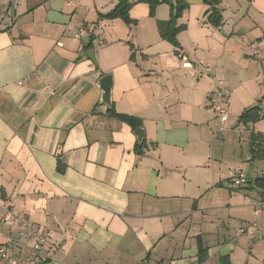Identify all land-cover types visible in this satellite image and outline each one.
<instances>
[{"label":"crops","instance_id":"obj_1","mask_svg":"<svg viewBox=\"0 0 264 264\" xmlns=\"http://www.w3.org/2000/svg\"><path fill=\"white\" fill-rule=\"evenodd\" d=\"M0 1L9 5L0 13V247L32 256L11 243L18 227L1 222L9 206L54 231L41 264H264V219L251 203L264 197V184L253 185L264 166L252 176L235 169L252 185H226L209 134L219 78L239 124L264 103L262 75L251 73L264 64V0H218L220 28L203 0H182L178 46L158 29L167 4L155 17L134 5L128 25L100 19L118 0ZM244 30L257 33L243 41L251 45L235 38ZM105 76L116 113L142 120L146 147L103 105ZM259 124H242L248 139L264 134Z\"/></svg>","mask_w":264,"mask_h":264},{"label":"built area","instance_id":"obj_2","mask_svg":"<svg viewBox=\"0 0 264 264\" xmlns=\"http://www.w3.org/2000/svg\"><path fill=\"white\" fill-rule=\"evenodd\" d=\"M86 34L84 29H80L74 33L76 38H81ZM260 47H264V43H260ZM231 95V90L226 85L223 78L217 81L216 90L209 97L211 109L216 114L218 121L224 125L229 119V108L227 106ZM233 183L239 188L246 187L248 179L237 169L232 174ZM252 206L255 210L256 220L264 219V197L257 196L252 199ZM1 222L8 226H17V236L12 238L11 243L21 249H29L32 256L21 260L17 256H12L9 253L8 245L0 247V262L5 264H41L48 259L47 246L54 239L55 233L51 229L42 227L24 214H18L14 208L6 206L1 209ZM257 224L254 223L246 229H240L237 234L253 233L256 230Z\"/></svg>","mask_w":264,"mask_h":264},{"label":"trees","instance_id":"obj_3","mask_svg":"<svg viewBox=\"0 0 264 264\" xmlns=\"http://www.w3.org/2000/svg\"><path fill=\"white\" fill-rule=\"evenodd\" d=\"M204 3L211 7V14L208 17L209 22L220 28L222 26V15L217 6L218 0H203ZM138 3H146L150 7V16L155 17L157 8L162 4L170 6V19L168 21H158V29L162 39L168 40L173 45L178 46L177 36L186 30L185 25H178V20L182 18L184 13L188 10L189 5L182 0H118V4L111 12L100 15V19L115 20L121 19L126 24L132 25L136 22L130 17V11L132 7ZM110 115L119 118L121 121L129 124L135 131L143 126L142 120L129 115H122L116 113L114 107L109 109ZM264 114L259 106H254L245 110L239 118L240 123L244 125L256 124L262 118ZM251 146V160L256 158H264V137L260 133L252 132L249 136ZM140 147H146L145 140L139 144ZM264 184L263 179H256L253 185L261 186ZM248 185H252V182H248ZM246 186V187H247ZM244 188V187H243ZM203 252V250H201Z\"/></svg>","mask_w":264,"mask_h":264},{"label":"rangeland","instance_id":"obj_4","mask_svg":"<svg viewBox=\"0 0 264 264\" xmlns=\"http://www.w3.org/2000/svg\"><path fill=\"white\" fill-rule=\"evenodd\" d=\"M8 7V4H3L2 1H0V13L6 15ZM256 34V31L254 33L250 32L249 34V31L244 30L235 38H237V41H241L240 45H251V43L243 44V41L256 36ZM235 41L236 40H233L232 44H235ZM253 68L254 70H252L251 73L255 75V78L257 77L256 73H258L262 75L261 80L264 81V64L262 61L258 60V63L255 64ZM258 106L262 109L264 114V103H258ZM236 107L237 105L234 104L233 101L229 109L228 121L222 125L218 120H215L216 122L212 125V130L209 134L212 144L211 155L213 156V172L225 179L224 183H226V185L238 187L234 183H229L228 179H226L230 171H234L239 167L243 169L246 175L252 176V172L258 165L264 166V158H256L253 161L249 160L251 156V147L248 139L249 131L244 125L237 122L238 113ZM258 123H261L259 126L264 130V116ZM243 164L248 165V169H246Z\"/></svg>","mask_w":264,"mask_h":264},{"label":"water","instance_id":"obj_5","mask_svg":"<svg viewBox=\"0 0 264 264\" xmlns=\"http://www.w3.org/2000/svg\"><path fill=\"white\" fill-rule=\"evenodd\" d=\"M112 86H113V79L111 76H105L99 82V87L103 92L102 103L103 105H106L109 108L112 107V97H111ZM135 135L137 136L138 141L142 142L144 139V130L142 128H138L135 131Z\"/></svg>","mask_w":264,"mask_h":264}]
</instances>
